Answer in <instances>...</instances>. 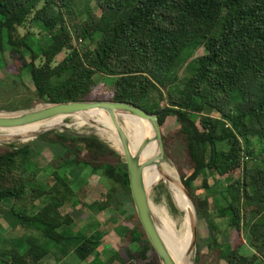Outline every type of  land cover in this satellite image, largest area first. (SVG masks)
<instances>
[{
  "label": "trees",
  "instance_id": "trees-1",
  "mask_svg": "<svg viewBox=\"0 0 264 264\" xmlns=\"http://www.w3.org/2000/svg\"><path fill=\"white\" fill-rule=\"evenodd\" d=\"M77 1L0 0V55L8 45L11 59L23 63L10 76L17 94L9 103L0 98L7 103L0 111L113 101L157 115L161 129L174 120L190 165L181 180L208 232L196 264H264V158L256 163L252 146L253 139L264 144V0H90L100 13L68 23ZM32 14L50 35L45 48L35 49L30 30L21 33ZM200 48L206 53L194 59ZM190 61L195 67L180 86ZM39 140L62 150L48 163L53 172L45 181L38 179L42 169L32 167L43 154L33 143L0 145V207L12 200L2 213L10 234H18L0 235V264H67L72 254L80 264H161L136 212L127 164L103 161L117 153L96 136ZM82 165L89 180L105 181L107 192L93 203L86 201V183L75 191L73 179L60 172ZM70 204L98 213L115 205L124 226L121 251L104 261L103 237L71 229L73 218L62 213ZM226 230L229 241L221 242ZM244 231L250 256L241 254Z\"/></svg>",
  "mask_w": 264,
  "mask_h": 264
},
{
  "label": "rangeland",
  "instance_id": "rangeland-1",
  "mask_svg": "<svg viewBox=\"0 0 264 264\" xmlns=\"http://www.w3.org/2000/svg\"><path fill=\"white\" fill-rule=\"evenodd\" d=\"M90 12L100 13V10L98 9L96 3L90 0H79L70 6V13L67 14V21L68 23H71L72 21L75 20L79 22H84L88 18V13ZM32 17L33 14L30 16L29 21L26 23V26L21 28V33L25 34L28 30H30V32L34 34V41L36 43L35 49L40 47L45 48L51 42L50 35L47 33V29L40 22L32 20ZM9 51H10V47L8 45H5L4 52L2 54L3 56L0 55V80H1L0 89L2 91V94H4L3 97L0 95V98H4L6 101H8L7 103L11 102L12 100L11 97L14 96L13 92H15L11 85L12 78H10V76L16 73L17 71L16 69L19 65L23 64L21 61L14 62L11 59ZM205 53L206 50L204 48H200L195 53L194 59L204 55ZM63 58H64V53L57 56L55 60L56 63L60 62ZM194 67H195V63L193 61H190L187 64L184 71H181L180 75L182 81L179 82L180 86L183 85V81L190 76ZM98 80L99 82L105 84V86H111L113 83V79L109 77L99 76ZM24 84L30 87L31 89H33V85L29 75H26L24 77ZM23 90L25 89L21 87L19 90L20 93L23 92ZM15 94L17 93L15 92ZM7 103L0 100V105H5ZM42 105L44 104H39L36 107ZM1 111H6V110H1ZM119 119L121 120L122 117H120ZM64 121L66 124H69L73 127H68V128L65 127L62 129H56V130L44 132L43 134L39 135L37 138H34L26 143L20 141H4V142H0V145L6 146V145L14 144L16 146H23L26 144L33 143V146H36L37 152L43 153L37 155L34 158L32 164L33 168L38 167L42 169L41 173L38 176V179L41 181H45L46 179H48L50 174L53 172V169L49 167L48 163L54 157H56L60 153V151L62 152L61 149L55 148L54 145H50L43 141H40L39 138L44 135L54 136L56 134L68 133L71 135L82 136V137L96 136L103 143L107 144L111 149H113L117 153L115 159H111V157L108 156L109 158L103 161L115 163L117 162V160H119L120 162H125L123 152H120V145L115 142L113 143L111 142V140L105 138L106 133L102 131L100 128L95 127L94 124H91L86 120L76 125L79 122L78 117L66 118ZM162 134L163 136L166 137V140L169 145L168 151H165L164 163H167L175 171L177 178L179 179L180 182H182L181 172L187 173L188 170L190 169V165L186 163L184 146L178 138L179 133L177 132V124L175 123L174 120L170 119L166 122V124L162 129ZM252 146H254L255 156H256L255 157L256 159L254 160L256 163H260V161H262V159L264 158V144H261L258 140L253 139ZM249 161H251V159H249ZM60 172L69 175L73 179L74 182L73 188L75 191H78L79 188H81V186L86 183L85 184V190L87 191L86 201L88 203H93L95 201H98L101 195L107 192L105 181L89 180L88 179L89 170L88 168H85L83 165L78 167L63 168L62 170H60ZM199 185H200V181H196L195 186L198 187ZM167 187H168V183L165 181H162L158 185L154 186L151 192L153 207L155 206V208L166 210L169 216L174 221L179 222L183 218V213L178 209L173 194L171 190ZM125 198L127 199V201H130L128 197ZM118 201L119 199L117 198L116 202ZM11 205H12V200H8V201H4L3 205L0 207V233H1L0 235H7L8 237H14L18 235V234L15 235L10 234L9 232L10 228L8 226V223L3 218L2 211L4 209L10 208ZM39 209L40 206L34 209V212L37 213ZM115 209H117V207L114 205V207L110 208L104 213H98L95 210L89 211L84 206H80L76 208L72 206V204H70V205H66L62 209V213L68 214L73 218L74 222L72 224L71 229H73L76 233H85L88 236L97 235L103 237L105 241V247H103L100 250V256L104 261H107L116 251L118 252L121 251L120 237L121 235H123V230H124V226L122 223L123 219ZM99 221L101 225H99L98 223ZM197 232L198 234H197L196 246L191 248V251L189 252L190 254L188 255L187 264H196V256L199 250L201 252L203 251V253L207 251L206 242H204V240L208 236V232L205 226V221L202 218H199L198 214H197ZM243 233L244 234L242 238L245 242V246L243 247L241 254L244 256H250L252 254V250L250 248V236L246 231H244ZM229 238H230V234L228 230H226L220 236L221 242H227L229 241ZM90 259L92 261L93 257H91ZM66 262L67 264H80L78 263V260L76 259L74 254L70 255L67 258ZM88 263L89 262L84 264H88Z\"/></svg>",
  "mask_w": 264,
  "mask_h": 264
},
{
  "label": "water",
  "instance_id": "water-1",
  "mask_svg": "<svg viewBox=\"0 0 264 264\" xmlns=\"http://www.w3.org/2000/svg\"><path fill=\"white\" fill-rule=\"evenodd\" d=\"M102 111L107 113L110 122L114 128L115 136L118 138L128 168L131 195L134 201L135 209L139 220L154 247L161 264H178L167 248L158 227V222L153 210L151 192L154 187L149 186L145 180V170L156 166L159 170L164 163L165 147L162 135V129L159 118L155 114L146 112L141 107H137L128 102L113 101H72L44 104L42 106L17 112L0 111V130H12L25 128L34 125L44 124L58 118H70L82 114ZM121 115H130L132 117L144 120L149 123L153 133L152 139H145L137 153H133L130 147V141L119 123ZM43 134V133H41ZM39 134V135H41ZM39 135L34 136L37 138ZM29 138V137H28ZM33 138V139H34ZM23 137L15 140L20 141ZM25 139V138H24ZM152 141L157 143L159 153L156 158L143 160L142 154L146 146ZM4 142V141H0ZM183 186L188 199L191 201L195 217L197 219V210L195 202L190 192ZM197 224L194 227V242L192 248L196 246Z\"/></svg>",
  "mask_w": 264,
  "mask_h": 264
},
{
  "label": "bare ground",
  "instance_id": "bare-ground-1",
  "mask_svg": "<svg viewBox=\"0 0 264 264\" xmlns=\"http://www.w3.org/2000/svg\"><path fill=\"white\" fill-rule=\"evenodd\" d=\"M76 117L79 119L76 125L85 120L94 124L95 127L100 128L106 133L105 138L111 140L113 143H118L120 145V152H123L107 113L98 111ZM120 117H122V119H119V123L129 138L131 151L137 153L145 139H152L153 133L151 126L148 122L130 115H121ZM64 120L63 118H58L40 125L12 130H0V141L15 140L18 137H23L20 142L26 143L31 141L34 136L41 133L65 127H73L66 124ZM158 153L157 143L151 140L146 146L142 158L143 160L154 159L157 157ZM145 180L147 184L152 187L158 185L162 181L168 183L167 188L171 190L178 209L183 213V218L179 222L174 221L166 210L158 208H155L154 214L158 222L159 232L173 258L178 264H187L188 255L190 254L189 252L194 242V227L197 224L194 207L188 199L180 181L177 179L174 170L167 163H163L161 170L156 166L147 168L145 170Z\"/></svg>",
  "mask_w": 264,
  "mask_h": 264
},
{
  "label": "built area",
  "instance_id": "built-area-1",
  "mask_svg": "<svg viewBox=\"0 0 264 264\" xmlns=\"http://www.w3.org/2000/svg\"><path fill=\"white\" fill-rule=\"evenodd\" d=\"M81 43H82V41H80L79 43H77L76 46L79 47V46H80L79 44H81ZM248 160H249V157L246 156V155H244V157H243V161L246 162V161H248Z\"/></svg>",
  "mask_w": 264,
  "mask_h": 264
},
{
  "label": "crops",
  "instance_id": "crops-1",
  "mask_svg": "<svg viewBox=\"0 0 264 264\" xmlns=\"http://www.w3.org/2000/svg\"><path fill=\"white\" fill-rule=\"evenodd\" d=\"M221 264H226V263L221 262Z\"/></svg>",
  "mask_w": 264,
  "mask_h": 264
}]
</instances>
